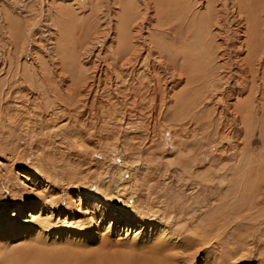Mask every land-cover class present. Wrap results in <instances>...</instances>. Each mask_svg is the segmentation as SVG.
Instances as JSON below:
<instances>
[{
  "label": "rangeland",
  "instance_id": "1",
  "mask_svg": "<svg viewBox=\"0 0 264 264\" xmlns=\"http://www.w3.org/2000/svg\"><path fill=\"white\" fill-rule=\"evenodd\" d=\"M154 1L170 15L143 0H0L7 264H128L167 242L171 264H264V0H215L226 28L210 25L207 0L186 23L183 0ZM119 14L135 29L152 16L143 34L160 50L122 66L102 39ZM74 45L95 52L85 61ZM207 224L211 244L197 234Z\"/></svg>",
  "mask_w": 264,
  "mask_h": 264
},
{
  "label": "bare ground",
  "instance_id": "2",
  "mask_svg": "<svg viewBox=\"0 0 264 264\" xmlns=\"http://www.w3.org/2000/svg\"><path fill=\"white\" fill-rule=\"evenodd\" d=\"M16 1V0H15ZM144 1H147L148 3L150 2V5L151 4H153L154 5V8L160 13V14H162L161 15V17H163V16H165V18L167 17L166 16V14H169L170 15V13H171V11H172V9L171 8H173V7H171V8H167L166 9V7H164L163 6V3H158V2H156V1H154V0H143V2ZM161 1V0H160ZM131 2L132 1H126L125 3H123V5H124V7L125 8H127V11L129 12V11H135V8L136 7H133L132 5H131ZM168 2V1H167ZM170 2V1H169ZM46 3H48L49 4V2H46ZM181 3H182V0H181ZM183 3H184V6H185V12L184 13H182L181 15L183 16L182 17V19H184V22L186 23V16L188 17L189 15H191L193 12H197V4H196V2H194V0H183ZM200 3V2H199ZM47 4H45V6H46ZM50 5V4H49ZM145 5V4H144ZM45 6H43V7H45ZM136 6V5H135ZM172 6H173V4H172ZM47 7V6H46ZM45 7V8H46ZM148 7V6H147ZM153 7V6H152ZM169 7V6H168ZM48 9V8H47ZM147 8L145 7V10H146ZM49 10V9H48ZM96 10V9H95ZM155 10V11H156ZM50 11V10H49ZM124 11V10H123ZM147 11H150V10H147ZM156 11V12H157ZM96 12V11H95ZM125 12V11H124ZM99 13V12H98ZM133 13V12H132ZM145 13V12H144ZM147 13H149V12H147ZM166 13V14H165ZM203 13V12H202ZM223 13H224V9L223 8H218V6H217V4H216V1L215 0H207V5H206V11L203 13L204 14V16L205 17H207V19H209L210 20V25L212 24V25H214L216 22H217V24H219V25H221L223 22H224V19L222 18L223 17ZM134 14V13H133ZM136 14V13H135ZM134 14V15H135ZM153 14V13H152ZM48 15L49 14H46L45 16L46 17H48ZM128 15V14H127ZM146 15V14H145ZM196 15V14H195ZM53 16V15H52ZM147 16V15H146ZM146 16H144L143 17V22L141 21L140 23V25H138L139 26V29H135L134 27H133V24L130 22L131 21V19H130V21H129V19L127 18V17H124V15L122 16L121 14H119V15H115L114 17H108L107 18V33H105V35H103V37H102V39H106V38H111V37H113V43H116L117 44V48L116 49H118L117 50V52H116V59H123V63H122V66H127V65H132V60H135L136 58H138L140 55H141V52H143V51H146V50H151L152 51V53H154V52H156V51H159V50H156V49H154L153 48V46H152V44L151 45H149V43L148 44H146L147 43V40L145 39V37H144V34H143V30H145V23H149V24H151L152 22H153V17L152 16H150V15H148L147 17ZM154 16V15H153ZM2 17V16H1ZM1 17H0V21H1ZM5 17V16H4ZM137 17H139V16H137ZM3 18V17H2ZM141 18V17H140ZM190 18V17H189ZM195 17L193 16V19H194ZM163 19V18H162ZM248 19V18H247ZM250 19V18H249ZM47 20V19H46ZM49 20V19H48ZM166 20H168V22L170 21V18H167ZM191 20V19H190ZM5 21V20H4ZM146 21V22H145ZM161 21V20H160ZM133 22V21H132ZM145 22V23H144ZM164 22H166L165 20H164ZM205 22H207L206 20H205ZM248 22H249V20H248ZM1 23H2V21H1ZM135 23V22H134ZM171 23V22H170ZM174 23V22H173ZM185 23H182L181 24V26H179V27H182V29L184 28V26H185ZM225 23V28H226V26L228 27L229 26V24L227 25V22L225 21L224 22ZM240 23V22H239ZM249 24L251 25V22H249ZM1 25V24H0ZM166 25H168V23H166ZM164 23H161V24H157V27H155L156 29H155V31H161L163 34H168L169 32H168V30L167 29H165L167 26H166ZM210 25H208L209 27H210ZM54 26H56V31L57 32H59V36L57 37V39H58V43L56 44V45H58V49H60V47H62L60 50H63V53L65 52V46L68 44V38H66V35L64 34V30H63V27L59 24V23H56ZM145 26V27H144ZM0 27H2V26H0ZM151 27V26H150ZM186 27V26H185ZM194 27V26H193ZM196 27V26H195ZM209 27H208V30H209ZM212 27V26H211ZM215 27V26H214ZM197 28V27H196ZM195 28V30H197ZM198 28H199V26H198ZM216 28H218V27H216ZM239 28H241V26L239 27ZM149 29V28H148ZM185 29V28H184ZM190 30V29H189ZM224 30V29H223ZM230 30V29H229ZM239 30H241V29H239ZM115 31V35L113 36L112 34H113V32ZM155 31H153V32H155ZM180 31H182V30H180ZM30 32V31H29ZM203 32V31H202ZM103 33V32H102ZM201 33V32H200ZM207 33H208V31H207ZM212 33V32H211ZM224 33V32H223ZM253 33V32H252ZM251 33V34H252ZM49 34V33H48ZM174 34H176V33H174ZM203 34H205L204 32H203ZM229 34V33H228ZM49 35H51V34H49ZM157 35V34H156ZM210 35V34H209ZM209 35H207V36H209ZM214 35V34H213ZM215 35H216V33H215ZM248 35V34H247ZM250 35V34H249ZM102 36V35H101ZM153 36H154V34H153ZM171 36V35H170ZM207 36H206V38H207ZM217 36V35H216ZM215 36V37H216ZM226 36V35H225ZM151 37V36H150ZM155 37V36H154ZM159 37V36H158ZM164 37V36H163ZM163 37H159L158 39H163ZM210 37V36H209ZM241 37H243L242 35H241ZM166 38V37H165ZM211 38V37H210ZM212 38L214 39V36H212ZM217 38V37H216ZM252 38L253 37H251V42H252ZM161 39V40H162ZM173 39V38H172ZM176 40H177V38H176ZM158 41V40H157ZM163 41V40H162ZM168 41V40H167ZM243 41V40H242ZM159 42V41H158ZM260 42V41H259ZM105 43V42H104ZM162 43V42H161ZM160 43V44H161ZM173 43V42H172ZM193 43H194V40H193ZM243 46L241 47L242 49L246 46V47H249V45H251L250 44V39H249V37L247 38V42H244L243 41ZM256 43V42H255ZM158 44V43H157ZM171 45V43L168 41V45ZM175 44V45H174ZM173 45H174V47L176 46V43H174ZM96 45V44H95ZM101 45H104L103 44V42L101 43ZM146 45H149V47L148 46H146ZM161 45H163V44H161ZM173 45H172V47L171 48H173ZM256 45V44H255ZM98 45H96L95 47H97ZM166 46V45H165ZM245 47V48H246ZM54 48V47H53ZM147 48V49H146ZM167 48V47H166ZM170 48V47H169ZM175 48H177V46L175 47ZM95 49H97V48H95ZM174 49V48H173ZM253 49H254V46H253ZM50 50H52V48L50 47ZM73 51V54L75 55V57L77 56V57H81L82 56V58L85 60V61H89V59L92 57V54H93V52H95L94 51V47L93 48H91L89 45H85L82 49H80L79 50V48H77V46H73V49H72ZM171 50V49H170ZM183 50V49H182ZM247 50V49H246ZM55 51V50H54ZM189 51V50H188ZM252 51V50H251ZM168 52V51H167ZM58 53H60L59 51H58ZM161 53H163L162 51H160L159 52V54H161ZM174 53V52H173ZM182 53H183V51H182ZM259 53V52H258ZM254 54V53H253ZM174 55V54H173ZM259 55L261 56L262 54H260L259 53ZM161 56V55H160ZM259 56V57H260ZM173 57V56H172ZM171 57V58H172ZM207 59L209 58V57H206ZM261 58V57H260ZM173 59V58H172ZM165 60V59H164ZM164 60H162V58H160V59H157V61L159 62V64H162L163 62H165ZM249 60V59H248ZM212 61H213V63H214V60L212 59ZM206 62H208V60L206 61ZM210 62V61H209ZM208 62V63H209ZM134 64V63H133ZM164 65V64H163ZM97 67V66H96ZM99 67V66H98ZM211 68V67H210ZM94 71V70H93ZM93 73V72H92ZM94 75V74H93ZM90 76V75H89ZM64 78V77H63ZM100 78V77H99ZM90 79V78H89ZM86 81V80H85ZM84 81V82H85ZM91 81V80H90ZM82 82H83V80H82ZM90 82H88L87 83V81H86V84L88 85ZM92 84H94V83H92ZM92 86V85H91ZM92 89V88H91ZM82 91V90H81ZM85 91V90H84ZM248 106V105H247ZM250 112V111H249ZM246 113V112H245ZM245 116V115H244ZM110 174V173H109ZM118 180L120 181V182H122L123 180H124V173H123V171L121 170V168H120V170L118 171ZM118 188H120V186H119V184H118V186H117ZM214 221V220H213ZM211 222V221H210ZM10 224V222L9 221H7V222H5L4 223V226H8ZM1 226H3V224H1ZM209 227H210V224H207V225H205L204 227H202L201 229L203 230V234L201 235V234H199V233H197L198 234V236L200 235V236H202V237H200V241L199 242H202V243H210L209 241L211 240L210 238H212V237H207V236H203L204 235V233L206 234L207 232H210L209 231ZM207 228V229H206ZM195 229H197V228H195ZM198 231V230H197ZM216 231V230H215ZM199 232V231H198ZM150 235H152V233H148V234H146V235H144V237H146V236H149L150 237ZM207 235V234H206ZM209 235V234H208ZM165 241V240H164ZM193 243H195L196 241L198 242V239L195 237L194 239H193ZM185 242V241H184ZM161 243H163V240H162V242ZM177 243V242H176ZM166 244H168V246H170L171 245V243H169V242H167ZM172 244H174V243H172ZM185 244V243H184ZM211 244V243H210ZM141 245V244H140ZM146 245H147V243H146ZM146 245H145V248H147V247H150V246H147L146 247ZM158 246V245H157ZM156 246V247H157ZM168 246H166V245H160V246H158V251H159V253L157 254V253H155L154 255V257H151V258H146V259H143V260H141V261H136L135 259H129V260H127L126 262L128 263V264H171V262H172V260L173 259H176L177 258V255H172V253H171V251L174 249V247L176 248V245L175 246H173V245H171V246H173V249L172 250H170V249H168ZM184 245L182 244V247H183ZM144 247V246H143ZM142 247V248H143ZM153 247V249H155L156 247H154V246H152ZM145 248H143V249H145ZM51 256V255H50ZM47 258V257H46ZM45 258V261L47 262V263H51V262H53V261H55L56 260V258H54V259H51V260H47ZM177 259H179V258H177ZM31 260H33V258H31V259H28V258H26V257H20V259H19V261L20 262H27V261H31ZM8 262H16L15 261V259H14V257H10V254H8V253H0V264H7Z\"/></svg>",
  "mask_w": 264,
  "mask_h": 264
}]
</instances>
